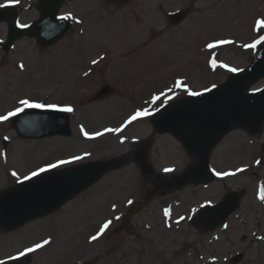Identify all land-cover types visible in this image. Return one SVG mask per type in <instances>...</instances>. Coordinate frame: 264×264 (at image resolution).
<instances>
[{
  "label": "rangeland",
  "instance_id": "1",
  "mask_svg": "<svg viewBox=\"0 0 264 264\" xmlns=\"http://www.w3.org/2000/svg\"><path fill=\"white\" fill-rule=\"evenodd\" d=\"M185 4L74 0L67 8L74 26L57 44L44 48L29 38L16 43L0 68V115L25 107L21 100L68 105L73 134L24 138L8 116L0 123V191L39 166L98 161L139 147H146L148 161L167 178L194 161L171 134L154 132L152 116L168 102L223 83L234 73L230 68L251 63L264 46L250 47L264 36V0H189L188 19L172 26L167 12ZM37 16L34 8L23 19ZM107 81L115 90L88 102ZM263 85L264 78L252 88ZM137 112L147 115L132 120ZM211 164L221 174L214 182L166 195H149L154 181L136 163L109 171L54 214L12 231L0 229V260L48 240L50 246L32 252L29 264H264V124L256 135L232 129ZM230 189L245 192L242 207L223 227L200 233L190 222L195 210ZM146 194L153 197L132 219L136 235L118 230L128 205ZM240 253L242 259L234 262Z\"/></svg>",
  "mask_w": 264,
  "mask_h": 264
},
{
  "label": "water",
  "instance_id": "2",
  "mask_svg": "<svg viewBox=\"0 0 264 264\" xmlns=\"http://www.w3.org/2000/svg\"><path fill=\"white\" fill-rule=\"evenodd\" d=\"M66 1L68 0H48L42 7L45 17L28 29L18 30L12 25L9 41L24 34L38 37L44 45L58 40L70 27V24H63L55 16L58 7ZM262 77L264 48L257 52L247 69L233 75L224 84L170 103L155 114L152 121L156 131L172 132L183 142L190 156L197 159L182 175L160 184L163 190L180 188L188 183L210 182L213 175L209 169V157L220 139L235 127H245L252 133L260 131L264 121V88L252 93H246L245 90ZM107 91L108 89H104L99 95L102 96ZM14 125L22 135L34 138L71 133L69 115L59 111L30 109L17 116ZM34 125H41L43 128H32ZM134 156L145 174L152 173L143 147L135 153L114 159L47 172L1 192L0 227L13 229L56 210L107 171L120 168ZM155 176L157 180H163L161 176ZM240 195L236 191L230 192L218 205L204 208L194 219V223L203 225L205 229L215 228L237 209ZM139 205L138 203L132 207L126 220L136 212ZM3 264H28V259L10 260Z\"/></svg>",
  "mask_w": 264,
  "mask_h": 264
},
{
  "label": "snow or ice",
  "instance_id": "3",
  "mask_svg": "<svg viewBox=\"0 0 264 264\" xmlns=\"http://www.w3.org/2000/svg\"><path fill=\"white\" fill-rule=\"evenodd\" d=\"M10 3H18V0H10ZM5 6H6V5H4V4H0V7H5ZM69 18H71L70 14H69L68 16L61 17V19H69ZM261 42H264V36H260L259 40L256 41L257 44H258V43H261ZM219 43H220V44H225V43H229V42H228V41H220ZM255 46H256L255 44L250 45V47H255ZM214 47H216L215 44H209V45H208V48H210V49H211V48H214ZM94 63H95V61H94ZM211 63H212L213 66H215V65H216V60L213 59V60L211 61ZM223 66H224V67H227L226 65H223ZM229 70L232 71V72L237 71V69H235V68H230ZM177 83H180V82H177ZM190 94H191V95H199V93H190ZM156 99H159V97H157ZM20 103H21V104H24V105H27L28 107H44V105H41V104H29V102H28L27 100H21ZM49 107H53V108H55L56 106H55V105H50ZM20 110H21V109H18V111H20ZM60 110H62V111H67V112H71V111H73V109H72L71 107H66V108H63V109H60ZM12 115H15V113H14V112H11V113L8 114V116H12ZM140 115H147V113H146V112H145V113L137 112L136 115L133 116L131 119L134 120V119L137 118V116H140ZM8 116H2V117H0V120H6V119H8ZM108 131H119V129L108 130ZM85 135L87 136L88 133L85 132ZM97 135H100V133H97ZM75 159H80V157H75ZM60 163H61V164H63V163H67V161H61ZM55 167H57V165L52 164V165H49L48 168H40L38 172H32V173H31V176H33V177H34V176H37V175H39L40 173L47 171L49 168H55ZM13 175H16V173L13 172ZM217 175H221V174H220V173H217ZM25 178H26V179H30L31 177H25ZM261 199L264 200V195L261 196ZM165 214L167 215V212H166ZM109 223H111V222L109 221V222H107V223H105V224L103 225V227L101 228V232H103V230L106 229V228L108 227ZM96 238H97L96 236H93V237H92L93 240H95ZM47 243H49V241L45 240V241L43 242V244H36L34 248H28V249H26L25 251L21 252V253H20V256H25L27 253L33 252V251H35L36 249H39V248L43 247L44 244H47Z\"/></svg>",
  "mask_w": 264,
  "mask_h": 264
},
{
  "label": "flooded vegetation",
  "instance_id": "4",
  "mask_svg": "<svg viewBox=\"0 0 264 264\" xmlns=\"http://www.w3.org/2000/svg\"><path fill=\"white\" fill-rule=\"evenodd\" d=\"M187 1H189V0H186V3H187Z\"/></svg>",
  "mask_w": 264,
  "mask_h": 264
}]
</instances>
